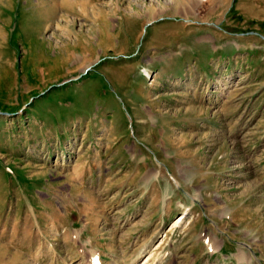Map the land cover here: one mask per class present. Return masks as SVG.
<instances>
[{
	"label": "rangeland",
	"instance_id": "obj_1",
	"mask_svg": "<svg viewBox=\"0 0 264 264\" xmlns=\"http://www.w3.org/2000/svg\"><path fill=\"white\" fill-rule=\"evenodd\" d=\"M0 264H264V0H0Z\"/></svg>",
	"mask_w": 264,
	"mask_h": 264
},
{
	"label": "bare ground",
	"instance_id": "obj_2",
	"mask_svg": "<svg viewBox=\"0 0 264 264\" xmlns=\"http://www.w3.org/2000/svg\"><path fill=\"white\" fill-rule=\"evenodd\" d=\"M73 1H74V0H73ZM77 1H78V0H77ZM150 260H151V258L149 257V258L147 259V261L150 262Z\"/></svg>",
	"mask_w": 264,
	"mask_h": 264
}]
</instances>
